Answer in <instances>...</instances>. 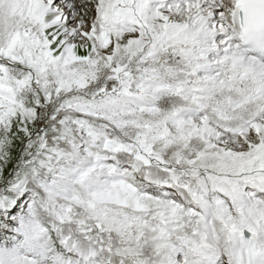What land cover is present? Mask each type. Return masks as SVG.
I'll use <instances>...</instances> for the list:
<instances>
[{"label":"snow or ice","instance_id":"snow-or-ice-1","mask_svg":"<svg viewBox=\"0 0 264 264\" xmlns=\"http://www.w3.org/2000/svg\"><path fill=\"white\" fill-rule=\"evenodd\" d=\"M0 264H264V0H0Z\"/></svg>","mask_w":264,"mask_h":264}]
</instances>
